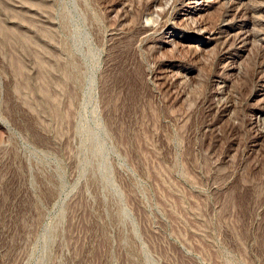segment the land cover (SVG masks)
<instances>
[{"label": "rangeland", "instance_id": "1", "mask_svg": "<svg viewBox=\"0 0 264 264\" xmlns=\"http://www.w3.org/2000/svg\"><path fill=\"white\" fill-rule=\"evenodd\" d=\"M0 264H264V0H0Z\"/></svg>", "mask_w": 264, "mask_h": 264}, {"label": "bare ground", "instance_id": "2", "mask_svg": "<svg viewBox=\"0 0 264 264\" xmlns=\"http://www.w3.org/2000/svg\"><path fill=\"white\" fill-rule=\"evenodd\" d=\"M200 24V23H199ZM197 25V24H196ZM200 26V25H199ZM201 27V26H200ZM206 27V26H205ZM205 29V28H204ZM202 30V29H201ZM226 30V29H225ZM239 36V35H238ZM231 37V36H230ZM234 37V36H233ZM237 37V36H236ZM242 37V36H241ZM230 39V38H229ZM243 39H244V37H243ZM242 39V40H243ZM224 41V40H223ZM236 41V40H235ZM240 41V39L238 40V42ZM240 43V42H239ZM233 44V43H232ZM238 44V43H237ZM241 44H242V42H241ZM233 45H235V44H233ZM223 47V46H222ZM234 48H235V46H234ZM231 49V47L229 48V50ZM226 51H227V49H226ZM231 51V50H230ZM223 52H224V50H223ZM228 53V52H227ZM222 91V90H221ZM216 93H217V91H216ZM219 94V93H218ZM228 96V95H227ZM223 97V96H222ZM222 97H220V98H222ZM224 97H225V95H224ZM224 97H223V99H224ZM227 100V99H226ZM229 100V99H228ZM219 102H220V100H219ZM229 103V102H228ZM223 104V102L221 103V105ZM226 104V105H225ZM219 106H221L220 104H218ZM224 105L225 106H223V107H225V108H223L221 111H225V109H226V106L227 105H229V104H227V103H225L224 102ZM231 105V104H230ZM215 107V106H214ZM229 107V106H228ZM215 111H217V110H215ZM219 113H220V111H219ZM218 115V114H217Z\"/></svg>", "mask_w": 264, "mask_h": 264}]
</instances>
